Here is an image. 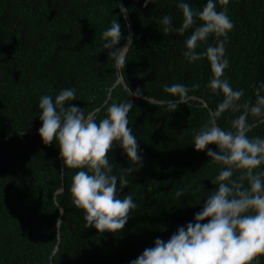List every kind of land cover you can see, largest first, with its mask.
Instances as JSON below:
<instances>
[{
	"label": "trees",
	"instance_id": "1",
	"mask_svg": "<svg viewBox=\"0 0 264 264\" xmlns=\"http://www.w3.org/2000/svg\"><path fill=\"white\" fill-rule=\"evenodd\" d=\"M122 2L132 47L121 71L130 88L139 87L158 101L173 98L164 85H199L173 112L128 97L117 82L101 39L116 18L122 36L118 46L130 35L117 0H0V264H129L154 246L157 237L166 241L192 221L215 188L211 180L221 166L208 162L207 149L196 151L191 144L193 130L208 123L209 110L222 99L206 87L207 60L189 64L182 57V41L191 29L166 34L155 22L154 17L166 14L180 25L176 0H150L147 6L144 0ZM188 2L198 9L205 0ZM224 7L234 25L225 46L230 60L225 75L233 88L245 90L242 101H254L255 85L264 80V0H228L217 10ZM211 43L210 37L197 51ZM137 72L147 75L140 79ZM69 87L76 89V99L66 101L65 107L76 105L97 120L113 102L133 103L128 121L142 166L125 174L129 183L119 195H132L137 208L117 232L85 227L83 210L72 204L69 192L78 169L64 168L55 141L45 145L37 132L42 124L39 97H54ZM235 115L226 112L216 122L228 128ZM248 135L264 136V122H257ZM108 158L117 174L129 167L118 146ZM184 187L188 192L174 198Z\"/></svg>",
	"mask_w": 264,
	"mask_h": 264
},
{
	"label": "clouds",
	"instance_id": "2",
	"mask_svg": "<svg viewBox=\"0 0 264 264\" xmlns=\"http://www.w3.org/2000/svg\"><path fill=\"white\" fill-rule=\"evenodd\" d=\"M150 0H144L147 6ZM228 0H205L201 8H193L188 0H176V8L182 13L177 27L170 15L154 17L162 25L163 33L184 34L181 55L191 64L207 60L210 76L206 87L222 99L209 110V121L193 130L192 146L196 151H206L208 162L221 166L211 180L214 190L203 198V207L189 221L165 241L157 237L154 246L145 248L129 264H261L264 257V136H249L257 122H264V80L255 85V99H244L245 90L233 88L225 69L230 60L226 44L234 25L227 8ZM126 9L120 7V15L126 18ZM207 44L197 51L200 43ZM103 50H107L116 70L117 78L124 83L128 97L143 98L149 104L173 112L179 104L190 99L189 92L199 87L181 83L164 85L163 91L172 99L153 101L143 94L141 88L132 90L125 81L127 52L132 47L131 36L118 46L122 39L121 24L116 19L101 33ZM147 72H137L142 79ZM76 99V89L69 87L52 95H41L37 107L39 120L37 130L45 145L55 141L64 168L78 169L71 178L69 192L72 204L83 210L85 227L103 233L122 230L130 213L137 204L130 194L120 196L128 185L125 174L131 175L142 166L137 138L129 126L128 113L133 107L130 99L113 102L106 115L97 120L93 113L85 115L76 105L65 107L66 101ZM97 111H99L97 109ZM226 112L238 113L228 121V128L217 124ZM251 118V119H250ZM214 144L215 150L207 146ZM122 149L129 167L119 174L113 171L108 153L115 147ZM201 188V186H200ZM188 188H178L174 198H180Z\"/></svg>",
	"mask_w": 264,
	"mask_h": 264
},
{
	"label": "water",
	"instance_id": "3",
	"mask_svg": "<svg viewBox=\"0 0 264 264\" xmlns=\"http://www.w3.org/2000/svg\"><path fill=\"white\" fill-rule=\"evenodd\" d=\"M118 1V3H119V5L121 6V7H123L124 8V5H123V2H122V0H117ZM126 15V21H127V24L129 25V29H130V36L132 37V32H131V28H130V22H129V19H128V17H127V14H125ZM117 82L118 83H121L122 85H123V87H124V83H122V82H120L118 79H117ZM125 88V87H124ZM205 105V104H204ZM206 106V105H205Z\"/></svg>",
	"mask_w": 264,
	"mask_h": 264
}]
</instances>
